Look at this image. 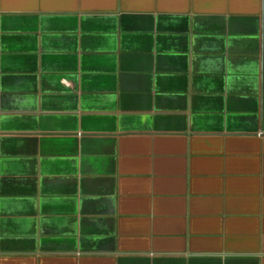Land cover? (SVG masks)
I'll use <instances>...</instances> for the list:
<instances>
[{"label":"crops","instance_id":"1","mask_svg":"<svg viewBox=\"0 0 264 264\" xmlns=\"http://www.w3.org/2000/svg\"><path fill=\"white\" fill-rule=\"evenodd\" d=\"M0 264H264V0H0Z\"/></svg>","mask_w":264,"mask_h":264}]
</instances>
